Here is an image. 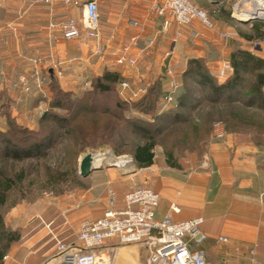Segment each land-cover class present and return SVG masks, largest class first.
<instances>
[{
  "label": "crops",
  "instance_id": "0c3cea01",
  "mask_svg": "<svg viewBox=\"0 0 264 264\" xmlns=\"http://www.w3.org/2000/svg\"><path fill=\"white\" fill-rule=\"evenodd\" d=\"M207 1L212 5L217 4L215 0ZM153 2L154 0H98L101 39L108 48L106 63L111 62V52L115 48L140 31L129 26L131 21L136 20L142 25L144 36L156 39L155 48L142 61L151 66L150 76L161 71L165 40H170L174 23L164 33L161 18L150 11ZM223 9L226 7L223 6ZM220 12L221 15L214 24H220L222 29L216 26L217 30L230 33L231 39L236 42V48L264 60V36H252L247 41L239 35L233 38L234 27L231 24L235 20L231 14ZM67 15V8L60 4L49 8L34 3L33 0H0V95L8 97L10 117L15 122L18 113H35L42 105L39 98L31 96H23L18 103L16 99L19 92H10L8 88L9 81L15 80L28 69L27 58L37 55L45 60L50 53L60 57L80 54L71 44L51 43L48 24L59 22ZM249 27L252 31L251 25ZM186 31L188 29L184 28V32ZM191 41L192 46L185 50L180 47L181 41L177 42L174 46V58H206L213 75L219 60L228 61V41L220 40L210 33L206 34L204 41ZM212 49L216 58L212 55ZM90 61L94 77L101 75L103 71L114 70L121 76L126 73L120 68L102 64L95 57L90 58ZM186 66L187 64L179 65L174 60L171 61V67L176 73H184ZM58 83L61 88L71 84L70 81ZM4 129L5 121L1 115L0 131ZM193 167L197 168L193 170ZM146 169H151L156 177L154 190L160 196L155 214L157 219L171 213V204L178 209L177 213H171L174 221L203 218L200 231L205 239L200 244H191V248L201 250L208 263L249 264L254 260L264 264V145L254 144L247 133L223 132L222 138L207 145L200 160L196 163L189 162L182 171L166 166L164 159H159L157 163L154 161L152 165L139 171ZM87 177L88 187L77 191L75 195L77 210H71L72 207L67 206L58 216L49 215L44 219L34 217L31 221L36 223L33 231L21 244L12 245L6 254L8 260L0 262L44 264L55 252L52 234L65 243L74 242L76 237L71 238V235L77 234L83 220H95L110 208L123 210L124 194L129 188L130 180L140 185L139 178L127 180L110 169L105 172L95 169ZM101 180L110 184L114 193L113 205H110V197L101 195V186L105 184ZM219 238H225L226 241L222 242ZM105 248L108 251L115 250V264H144L148 258V247L143 244L121 245L116 239H110L100 250Z\"/></svg>",
  "mask_w": 264,
  "mask_h": 264
},
{
  "label": "built area",
  "instance_id": "2783aa9c",
  "mask_svg": "<svg viewBox=\"0 0 264 264\" xmlns=\"http://www.w3.org/2000/svg\"><path fill=\"white\" fill-rule=\"evenodd\" d=\"M250 0H238L232 8L231 17L240 12L239 3ZM49 8L55 5L81 10V19L67 15L63 20L48 24L52 44L73 43L80 53L75 56H56L50 53L47 59L40 56L27 58L28 69L15 80L9 81L10 92H19L18 103L24 97L39 98L42 105L35 113L21 112L15 116L16 123L31 127L46 111L51 96L50 82L70 81L79 90L91 88L94 73L90 58H97L102 64L123 70V80L119 83L117 94L120 99L130 104L142 98L150 87L151 66L142 61L144 56L156 46V39L142 34V25L133 20L129 26L140 30L128 37L121 45L111 52V62L106 63L108 48L102 42L99 29L98 0H33ZM150 11L162 20V31L166 33L174 23V31L169 46L163 52L161 75L165 78L163 94L158 99L160 113L172 109L176 104V96L180 90L179 76L171 67L175 64L186 65L189 58H174V46L186 37L184 28L188 29V37L192 40L204 41L206 34H213L220 40L232 38L228 32L217 30L206 11L196 6L191 0H154ZM124 68L132 69L129 75ZM232 66L227 60H221L215 71L218 82L225 81L232 74ZM114 72V70H112ZM117 72V71H115ZM127 75V76H126ZM65 87H68L67 85ZM69 88V87H68ZM1 116V109H0ZM36 116V117H34ZM223 136L222 126L216 124L212 137ZM203 165V164H202ZM110 205L114 202V193L108 190ZM125 208L121 211L108 209L95 220H83L75 241L65 243L52 234L55 252L44 264H113L115 251L102 253L100 248L110 239L120 244H143L149 249L145 264H210L199 249H192L191 244H200L205 235L200 231L202 217L174 221L171 213L178 209L171 204V213L157 219L156 208L159 205V193L150 187H133L124 194ZM49 228V225H46ZM225 242V238H219ZM8 258L4 256L3 259ZM249 264H259L251 260Z\"/></svg>",
  "mask_w": 264,
  "mask_h": 264
},
{
  "label": "trees",
  "instance_id": "16d2710c",
  "mask_svg": "<svg viewBox=\"0 0 264 264\" xmlns=\"http://www.w3.org/2000/svg\"><path fill=\"white\" fill-rule=\"evenodd\" d=\"M251 28L256 35L261 31L264 35L263 23L251 24ZM242 36L246 39L252 37L246 34ZM229 47L228 62L232 66V74L225 81L218 82L211 74L206 58H190L181 77L175 106L157 116L154 122L125 119L123 113L131 108L142 113L153 111L163 93L162 83L153 80L142 98L126 104L117 94L119 83L123 80L117 72L103 71L94 77L93 91L81 97L63 91L58 81L52 79L50 107L61 112L46 113L36 131L20 127L14 122L9 113V99L1 94L0 109L5 129L0 131V160L21 163L44 158L66 136L71 139L75 153L99 144L113 145L116 137H122V131L127 129L139 134L144 140L136 144L131 153L136 167L141 169L153 164L155 138L163 135L167 127L171 126L179 127L177 131H184L180 139L186 143V150H198L202 156L211 127L216 121L223 124L224 133H247L254 144L264 145V60L236 48L233 42H229ZM201 104L208 107L205 114L206 127L195 125L189 128L188 119L184 115H189ZM219 105L225 108H215ZM165 155L168 166L179 167L172 152L166 151ZM47 175L50 184L61 183L62 176L59 173L49 171ZM25 176L23 168L11 175L0 169V207L6 205L10 196L22 192ZM15 203L12 200L9 206ZM19 238V234L4 228L0 213V261Z\"/></svg>",
  "mask_w": 264,
  "mask_h": 264
},
{
  "label": "rangeland",
  "instance_id": "374dc122",
  "mask_svg": "<svg viewBox=\"0 0 264 264\" xmlns=\"http://www.w3.org/2000/svg\"><path fill=\"white\" fill-rule=\"evenodd\" d=\"M191 1L196 6L206 11L210 19L215 23V21L221 15V12L219 11L220 8L221 11L230 12L231 14L233 12L232 8L234 4L237 3L238 0H215L217 1L216 5L210 4L207 0H191ZM223 6H225L226 9H223ZM65 8H67V12H69V15L73 16L76 20L79 21L81 19V10H75L70 7H65ZM239 8H241V3H239ZM254 23L264 24V19L251 20L249 23L243 25H240L239 23L234 21L233 24H231L232 27H234L233 38H236L237 35L242 36V34L254 36V38H260L264 36L262 31L258 32V35H256V33H252L249 25ZM215 25L219 29H222L220 28L221 27L220 24H215ZM187 32L188 31L185 32L186 37L180 40L181 41L180 47H182V49L184 50L192 46V41L188 37ZM243 39L247 41L246 38L243 37ZM168 40L169 39L165 40L167 45L165 44L164 47L166 49L168 48V43H169ZM227 41L228 44L229 42H233L236 44L234 39H229ZM67 44H71L73 48L74 47L76 48V45L73 43H67ZM246 46H250V45H246ZM215 54H216L215 51L212 49V55L214 58L217 57V55ZM71 56H75V55L73 54ZM220 61L221 60H219V62ZM124 69L127 72H131L128 73L129 75L133 74L132 69H127V68ZM182 75H180L179 78L180 83H181ZM147 78L150 79L149 80L150 85L152 84L153 80H158L159 82L162 83V87L164 88L166 81L165 78L161 75V71L158 72L157 75L147 76ZM67 86L69 88L63 87L62 90L65 92H69L74 97H81L82 95L86 93H91L93 91V80H92L91 88L87 90H79L75 88L74 85H70V84H67ZM162 94L163 93L160 94L159 98L161 97ZM51 100H52V91L49 100V106L46 108V111L43 113V115H41V117L37 120L35 125L28 127L17 124L15 121L14 122L18 126L24 127L28 130H32V131L38 130L40 127V121L46 113L61 112L57 109H52L50 107ZM103 101L105 100L103 99ZM221 107L225 108V106L222 105L216 106L215 108L219 110L221 109ZM207 108H208L207 105L201 104V106H199L196 110L190 112L189 115L185 113L184 116L188 119V124L190 125L189 128H192L195 125L201 128L206 127L205 114L207 113ZM163 113L159 112L157 105L156 108L153 109V111H147V113H142L132 108L126 109L123 113V117L125 119L136 118L146 122H154L153 120L157 116ZM216 124H220L223 130V124L221 122L216 121L215 124L211 127V132L209 135L208 142L206 144V148L211 141L215 140L212 137V134H213L214 126ZM178 128L179 127L176 128L172 126L167 127V130L164 131L163 135L156 137L155 138L156 144L153 149V152H154V161L157 163L159 159H164L165 164H166V155H165L166 151L172 152L174 161L177 162L179 165V167L174 169L182 171L188 166L189 162L196 163L198 160L201 159L202 156L199 154L198 150L192 151L190 150L191 148H189V150H186L187 149L186 143L180 139V136L184 133V131L182 132L177 131ZM123 131H122V137L119 138L116 137L115 143L113 145L99 144L94 148L87 147L82 151L75 153L72 148L71 139L68 136H66L63 137L54 148L50 149L48 151L47 156L44 158H40L38 160H28L21 163L0 160V169L4 170L8 175L17 172L22 168L26 172V176L23 181L22 192L18 191L15 193V195L10 196L7 200L6 205L0 207V213H2L4 228L7 231L13 233L15 232L19 234L20 237L19 240L15 242L13 245L21 244L33 231V226L36 223L35 222L32 223L31 221L34 219V217L38 218L39 216L42 219H44L46 216L49 215L58 216L62 211L65 210V207L67 206H71L72 207L71 210L78 209L77 203L74 201L76 197L75 195L77 191H80L82 188L88 187V182H89V177L82 178L78 174L79 159L85 154H92L93 156L96 155L97 153H110L112 156H114V158L126 157L127 159H129L130 167H121L118 166V164H116L113 161H108L97 166L96 170L105 172L106 170L110 169L113 170V172L117 173L119 177H123L127 180H129L128 178H132V179L134 178L136 179V177L139 178L140 185L136 184L135 183L136 181L133 182L132 180H130L129 188H127V190L138 186H147L152 189H155L156 177L153 174V171L151 169L139 171L131 156L134 146L136 144L143 143L144 142L143 138H141L139 134L133 133L130 130L126 129L124 132ZM192 147H194V145H192ZM113 164H115L116 166ZM200 165H202V163ZM166 166L168 165L166 164ZM196 168L193 167L192 169L195 170ZM49 171L57 172L62 176L60 184L58 185L50 184L47 175ZM144 173L146 175L143 176L138 175ZM101 181L105 183L104 185L101 186L102 188L101 195H103V197L105 196L109 197L108 190L111 189L110 184H108L106 180H101ZM12 200L16 201V203L15 205L9 206ZM35 220L38 224H41L40 221H38L37 219ZM74 237H76V235L72 234L71 238ZM100 251L102 253H108V249L106 248ZM146 251H147V256H149V249L146 248ZM6 260H8V258L6 259L2 258V262ZM2 262H0V264H3ZM113 263L115 264V259Z\"/></svg>",
  "mask_w": 264,
  "mask_h": 264
},
{
  "label": "bare ground",
  "instance_id": "6f19581e",
  "mask_svg": "<svg viewBox=\"0 0 264 264\" xmlns=\"http://www.w3.org/2000/svg\"><path fill=\"white\" fill-rule=\"evenodd\" d=\"M234 17L239 20H248L253 17L264 18V0H250L242 2L240 12L237 11L234 14ZM108 161H113L121 167H130L129 159L126 157L114 158V156L110 153H97L96 155H91V164L94 167Z\"/></svg>",
  "mask_w": 264,
  "mask_h": 264
},
{
  "label": "water",
  "instance_id": "95a60500",
  "mask_svg": "<svg viewBox=\"0 0 264 264\" xmlns=\"http://www.w3.org/2000/svg\"><path fill=\"white\" fill-rule=\"evenodd\" d=\"M258 19H264V18H257L253 17L248 20H239L235 18L234 20L241 24H247L251 20H258ZM91 155L92 154H85L79 159V165H78V174L80 177H87L93 170L97 169L96 167L92 166L91 164ZM116 166V165H115Z\"/></svg>",
  "mask_w": 264,
  "mask_h": 264
}]
</instances>
